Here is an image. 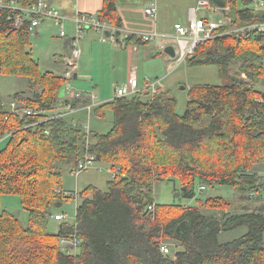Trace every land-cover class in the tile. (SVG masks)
<instances>
[{
    "label": "trees",
    "instance_id": "obj_1",
    "mask_svg": "<svg viewBox=\"0 0 264 264\" xmlns=\"http://www.w3.org/2000/svg\"><path fill=\"white\" fill-rule=\"evenodd\" d=\"M228 2L231 27L219 29L187 61L217 65L227 83L191 90L183 115L174 97L151 88L114 98L95 111L114 115L105 134L87 132L80 121L56 114L66 79L42 72L33 59L30 22L13 29L10 11L0 9V74L28 79L33 94L16 93L12 101L21 111L40 113L20 116L0 94V142H6L0 150V199L19 197L28 214L23 226L0 206V264H264V203L255 209L243 205L264 194V177L256 171L264 167V92L257 89L264 77V35L231 31L263 23L264 7L255 8L251 0H222L218 7ZM98 20L122 29L118 0H104ZM117 41L149 44L134 35L122 41L120 32ZM232 63L247 80L229 76ZM69 102L74 109L81 103L64 105ZM88 155L115 177L107 191L91 186L79 193L75 223L64 222L53 233L52 219L78 194L62 189L63 168L73 165L72 173ZM166 181L179 182L176 196L195 200L196 206L158 204L154 186ZM207 186L229 187L238 196L203 201L198 192ZM203 206L222 215L204 213ZM183 223L186 231L178 232ZM243 227L244 236L220 243L221 233ZM67 239L77 247L63 246Z\"/></svg>",
    "mask_w": 264,
    "mask_h": 264
},
{
    "label": "rangeland",
    "instance_id": "obj_2",
    "mask_svg": "<svg viewBox=\"0 0 264 264\" xmlns=\"http://www.w3.org/2000/svg\"><path fill=\"white\" fill-rule=\"evenodd\" d=\"M127 1V0H126ZM132 1V0H131ZM137 7L144 8L146 6V0H136ZM173 0H168L166 3L163 2V8L158 11L157 21L160 31H172L173 25L179 21L183 24H187V11L190 7H196V0H180V4H177L176 8L169 9L170 2ZM190 12V11H189ZM203 11L200 12L199 15H203ZM207 16H209V12H207ZM222 16H215L214 20H221ZM67 28V24H66ZM58 29H53L47 33H43L40 37H36L32 35V55L33 59L40 64L42 72L55 71V61H57L56 55L59 53L55 45L58 41V37L55 35ZM56 32V33H55ZM99 35V37H98ZM97 37L95 36L93 39V43L96 44V67H98L97 73V84L99 85L100 92L103 91L104 95H98V99L96 102L104 104L109 102L108 99L116 98L115 90L118 85L122 86V81L124 80L127 72L126 59L123 56H119L117 59V68L113 69L112 67L107 68V65L112 61V53L106 48H101L97 46L98 44H103L110 46L112 45L109 41L107 43H102L100 41L102 34L98 33ZM56 42V43H55ZM84 46V40L81 41V46ZM141 52L138 57L134 60V65L137 67L138 77H139V87L146 88V86H150L151 83L159 82L157 85L158 89H162V92H167L171 97L176 99V111L179 115H183L186 112L187 104L189 101V93L191 90L198 86L205 85H216L222 86L227 83V80L224 76H221L219 67L217 65H190L187 61L183 64L179 65L175 68V60L172 57H169L165 51L155 49L153 47V43L151 45L142 46L140 45ZM110 48V47H107ZM104 49V51H102ZM83 50V49H82ZM111 50V48H110ZM57 51V52H56ZM147 53V55L144 54ZM103 65V66H102ZM240 65L236 63H232L229 68V76H237V78H242L247 80V76L245 74L240 73ZM101 70V72H100ZM80 82H82L81 78H79ZM96 81V79H95ZM92 84V81H83ZM82 82V83H83ZM71 88L69 89L71 93L74 91H83L80 90L77 85L76 80L71 81ZM117 86V87H116ZM68 87L66 85L63 86L61 91L72 99L71 93L65 92V88ZM76 90H75V89ZM78 88V89H77ZM103 89V90H102ZM257 89L264 92V77L260 79L257 84ZM26 92L28 95L33 94L32 88L30 86V82L26 78L22 77H12V76H4L0 74V94L4 98V100L8 103L13 100V96L16 93ZM84 92V91H83ZM85 96V95H84ZM67 97V98H68ZM82 100V99H80ZM14 102V101H12ZM61 102V108L64 107L60 111H56V114H63L65 116H70L74 111H77L76 108L74 111L67 110V106L69 103L64 105L65 101ZM59 107V108H60ZM92 115L89 117L87 111L81 112L78 114V119L83 125H87L85 127L87 132H95L98 134L108 133L112 127L114 122V115L110 110H105L104 116H96ZM85 125V126H86ZM94 142V141H93ZM6 142H0V150L5 147ZM72 166L64 167L63 174V182L62 189L67 192H73V195L77 193L83 192L86 188L94 186L102 191H107L108 182L113 180L115 176V172H109L111 169L106 164L97 163L94 166L90 167L87 171H84L81 175L75 176L71 173ZM256 171L264 177V167H258ZM264 180V179H263ZM156 202L158 204H167V205H192L196 206L197 202L195 200H185L181 197L176 196V191H181V186L179 182H160L154 186ZM238 195L235 190L229 187H220V186H207L205 191L198 192V198L203 201L210 199L221 197L227 199L229 201H233L236 199ZM69 202H67L63 208L60 210V213L65 215V221L69 224L75 223L76 218V207L77 203L79 204L80 198L79 194L76 197H73ZM264 203V194L261 199L257 202H244V204H248L251 209H255L260 206V204ZM0 206L2 210L7 211L13 215H15L23 226H27L28 223V214L22 207L21 201L17 196H3L0 199ZM204 213L212 214L216 217H220L222 212L207 210L204 206L202 208ZM227 213H234L233 210H228ZM59 222V221H58ZM57 221H51L50 230L55 233L57 232V228L60 223ZM63 222V221H60ZM247 228H239L229 232H223L219 235L220 243H228L232 242L236 239L241 238L247 233ZM68 245H72V243H67ZM169 244V243H168ZM171 248V245H170ZM75 252V251H73Z\"/></svg>",
    "mask_w": 264,
    "mask_h": 264
},
{
    "label": "built area",
    "instance_id": "obj_3",
    "mask_svg": "<svg viewBox=\"0 0 264 264\" xmlns=\"http://www.w3.org/2000/svg\"><path fill=\"white\" fill-rule=\"evenodd\" d=\"M22 0H0V9H7L10 11V16L8 20L11 22V27L13 29H21L25 26L26 22H30V32L31 35H35L37 28L41 23L51 20L54 24L59 28L60 37L64 38L67 36L66 31V23L70 20L66 16L62 15L57 9L52 8L46 2L39 0L37 3L30 6H23L21 4ZM253 6L255 8H263L264 0H251ZM203 11H210V17H199V13ZM231 5L228 2L225 7L217 8L213 7L208 1L200 0L195 8H192L189 12V20L187 24L177 23L174 26L175 34L173 37H170V45L175 50V68L184 62L188 61L189 58L194 57L198 47L208 41L213 40L217 36V32L221 28L231 27L232 18H231ZM219 13L222 15V19L215 21L213 15ZM146 15L150 18H155L157 15V8L155 6H151L146 9ZM74 27H75V36L71 41L70 53L64 58V63L66 66V70L64 72L63 77L66 79L67 83L65 84V92L71 93L69 90L72 86L71 80L76 75V71L78 69V63L81 57V49H80V40L83 35L87 31H98L101 32L104 37L112 38L117 41V33L120 32L119 29L112 27L106 22H100L98 17L88 15V14H77L73 19ZM232 32L237 34H244L246 31L249 32H257L259 34L264 35V22L255 25H249L242 28H233ZM130 36L133 35H122L121 40L125 41ZM140 38L144 42H151L157 38L159 35L156 33L151 34H137L134 35ZM167 47H162L165 51ZM157 84L151 83L150 87L154 94L157 93ZM73 87V86H72ZM139 80L137 76V71L134 69L130 77L122 86L117 87L116 89V98H124V97H132L135 96L139 91ZM73 96V101H78L83 99L87 93L82 91H74L71 93ZM85 95V96H84ZM92 101V104L88 106V109L91 110L93 107H96L95 104L96 97L93 94L88 95ZM11 111L17 113L20 116L25 114L37 116L38 112H35L31 109L20 110L19 104L17 102H11ZM67 110L74 111L73 104L69 103L67 106ZM97 164L96 158L94 156L88 155L83 160L78 163V166L73 169L72 174L75 176L81 175L84 171H87L90 167ZM111 173L112 170L109 169ZM115 177V176H114ZM204 187L200 188V191H203ZM152 210L153 207H150ZM65 216L63 214H59L55 216V221H64ZM72 239L63 240V244L72 243L76 248L78 242ZM164 254H169L170 250L166 245H163L161 248Z\"/></svg>",
    "mask_w": 264,
    "mask_h": 264
},
{
    "label": "crops",
    "instance_id": "obj_4",
    "mask_svg": "<svg viewBox=\"0 0 264 264\" xmlns=\"http://www.w3.org/2000/svg\"><path fill=\"white\" fill-rule=\"evenodd\" d=\"M41 1L46 2L52 8L57 9L62 15L66 16L67 18H70V20L66 23L67 24V28H66L67 36L64 38L60 37L59 28L51 20H48V21L41 23L40 26L37 28L36 33L34 35L36 37H40V35L43 33H47V32H49L55 28L58 29L57 33L55 32L56 33L55 35L60 40L57 43L55 42L56 43L55 45H57L56 48L59 52L56 55V57H58L57 61H55V67L56 68H55V71H48V72H52V73L56 74L57 76H63L64 72L66 70L64 58L70 53L71 41L75 36V27H74L73 21L71 19H73L77 14H80V13L98 17L99 12L103 9L104 0H41ZM167 1L168 0H146V6L144 8H139V7H137L138 3L136 0H132V1L131 0H127V1L126 0H118V14L121 17L122 23H123L122 29H119L120 33L122 35H137V34L156 33L159 35V38L149 42V44H147V45H151V43H153V47L155 49H159V50H163L162 47H164V48L169 47L170 40H171L170 37H173L175 34L174 26L177 23H182V22L177 21L173 25L172 31H170V32L167 30L159 32L157 15L155 18H150L146 15V9L151 7V6H155L157 8V14H158V11H160V9H164L163 8V2L166 3ZM199 1L200 0H196V5ZM206 1H208L213 7L221 8L218 6H219L220 1H222V0H206ZM180 3H181L180 0L171 1L169 9L170 8L171 9L176 8L177 4H180ZM189 8L190 9H188V11H187V22L189 20V11L193 7L189 6ZM208 12L210 14L209 16H207V14H208L207 12H204V14L199 15V17L203 18V17L212 16L210 11H208ZM215 16H222V15L219 13H216L213 15V17H215ZM98 33L100 34L101 32L87 31V32H85L82 39L80 40L81 57H80V60L78 63V69L76 71L75 80H76L77 84H79V85H77V87L80 90H83L85 93H87V95L82 100H79L81 103H79L78 110L74 111V113L70 114V116H69V118H71L75 122L80 121L78 119V114H80L81 112H84V111L88 112L89 117L92 115V113H93V115H95L94 117L104 116L103 112H97V113L95 112L97 110V108L99 107V105H102L101 103L96 102L98 99V95H104L105 94L103 91L100 92L99 85L96 83L97 82L96 71L98 69V67H96L97 49L95 47L96 44L93 43V41L95 40L93 38L95 36L97 37ZM98 37H99V35H98ZM83 40H84V46H83V42H82V46H81V41H83ZM100 41L102 43H107L109 41L112 44L110 46L103 45V44L97 45L101 48H106L107 50L111 51L110 53H112V61L107 65V68L109 66V67H112L113 69H116L118 66V64H117L118 57L119 56L125 57L126 65H127V72H126V76H125L124 80L122 81V85H124L125 83H127L131 72L134 69H136V71H137V67L134 65V60L136 57H138L139 53L141 52L140 50L142 47H140V45H128L127 46L124 43H119L118 41L113 40L112 38H109V37L105 38L103 34H102ZM142 46H146V45H142ZM107 47H110L111 50H110V48H107ZM102 51H104V49ZM144 54L147 55L146 52H144ZM100 72H101V70H100ZM137 76H138V71H137ZM79 78H81L82 82L91 80L93 85H91L90 83H87V82H86V84H85V82L82 83V82L78 81ZM95 79H96V81H95ZM75 80H73V81H75ZM138 80H139V77H138ZM156 83L159 84V82H156ZM118 86H120V85H118ZM149 87L150 86H148V85L146 86V88H149ZM142 89H144V88H142ZM161 91H162V89L157 88V93H159ZM89 94H93L96 97V100L94 103L97 104V106L93 107L91 110L88 109V106H90L92 104V101H91L90 97L88 96ZM26 95H28V93H26ZM31 95L32 94H30L28 96H31ZM67 97L68 96H66L63 93V91H60V94H59L60 101H62V102L63 101L66 102L67 100L71 101V98H69V97L67 98ZM113 99L114 98H111L108 100L111 101ZM4 102L8 107L12 101H9L7 103L4 100ZM85 102H88V103L83 105ZM63 108L64 107H62V108L60 107L58 109V111L62 110ZM85 127H87V125ZM77 205H78V203H77ZM52 220L55 221L54 219H52ZM64 221H65V219H64ZM64 221L63 222L57 221V222L62 224V223H64ZM60 224H59V226H60ZM59 226L57 228V232L59 231ZM57 232H55V233H57ZM62 245L67 246V244H62Z\"/></svg>",
    "mask_w": 264,
    "mask_h": 264
},
{
    "label": "water",
    "instance_id": "obj_5",
    "mask_svg": "<svg viewBox=\"0 0 264 264\" xmlns=\"http://www.w3.org/2000/svg\"><path fill=\"white\" fill-rule=\"evenodd\" d=\"M165 53L169 56V57H172L174 58L175 57V50L172 46H169L165 49ZM187 229V224L186 223H183L179 228H178V232H185Z\"/></svg>",
    "mask_w": 264,
    "mask_h": 264
}]
</instances>
